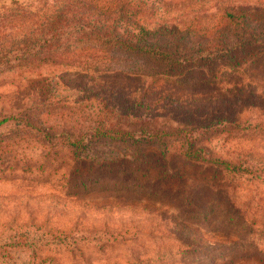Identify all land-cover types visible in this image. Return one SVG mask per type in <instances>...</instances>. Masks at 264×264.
Instances as JSON below:
<instances>
[{"label": "rangeland", "instance_id": "obj_1", "mask_svg": "<svg viewBox=\"0 0 264 264\" xmlns=\"http://www.w3.org/2000/svg\"><path fill=\"white\" fill-rule=\"evenodd\" d=\"M32 1L0 0V10ZM133 1L159 29L148 39L153 48L183 56H217L236 42L239 27L219 30L227 12L264 15V0ZM97 45L107 58L90 68L116 76L108 82L94 69L79 77L76 65L39 66L35 83L11 71L0 77L1 112L50 104V114L37 109L46 138L24 129L22 117L0 124V264H264V67L249 77L220 62L211 71L215 89L195 92L152 78L147 59ZM201 120L212 128L192 132L194 146L243 169L186 158L183 135L166 138L165 154L157 142L89 136L105 124L179 132L180 122ZM68 132L90 145H64Z\"/></svg>", "mask_w": 264, "mask_h": 264}, {"label": "trees", "instance_id": "obj_2", "mask_svg": "<svg viewBox=\"0 0 264 264\" xmlns=\"http://www.w3.org/2000/svg\"><path fill=\"white\" fill-rule=\"evenodd\" d=\"M142 13L141 3L133 0L15 2L0 10V77L11 71L18 75L24 74V76H28L30 82H33L32 80H36L34 77L41 76L40 72H36L41 68L39 66L69 67L76 65L80 68L79 71H76L79 77L88 76L89 70L94 69L93 72L97 74L98 78L108 82L109 78L116 76L105 74L104 71L97 68L98 66L90 68L91 65H100L98 61L107 58V53L97 43H110L116 48V51L124 49L129 52L122 54L126 57L136 56L142 61L147 59L155 68L153 72L149 73L152 78L157 80L174 79L178 88L191 86L195 92L198 90V86L204 87L200 90L215 89L211 85L218 82L215 80L218 76L211 71L220 62L224 67H228L230 71L234 72H239L244 67L249 71V77L254 76L255 70L264 67V48L255 51L256 47L253 46L257 44L264 47V15L261 18H254L250 12L236 10L227 12L225 16L229 18V22L222 23L219 30H225L227 27L231 32L234 27H239L237 41L229 44V48H226L225 51L221 50L217 56L218 51L214 54L208 51L205 54L183 56L176 55L165 48H153L154 44L150 43L148 39L159 29L148 27L141 19ZM232 35H235V32ZM84 41L93 43L87 45ZM117 54L120 55V53ZM137 74L136 72L135 75ZM139 75H143V73ZM122 76L128 78L129 75ZM200 81L203 84H199ZM40 95L43 96L44 93L41 92ZM50 97L47 95L43 101H50ZM138 104L140 107L143 106V104ZM49 105L42 102L40 108L20 110L21 107L17 108L16 106L10 111L2 110V112L0 111V124L7 122L10 118L22 117L24 129L40 132L42 130L40 136L46 138L43 132L45 127L41 126L43 122L40 124L38 122L39 112L37 109L40 110V114H50ZM140 119L141 117L138 118V120ZM195 121L180 122L179 125H176L179 132L170 131L169 127L166 129L157 128L154 124V127L149 125L147 128L145 123L141 126L139 124L136 131L133 132L105 124L101 128L100 126L94 128L89 136L95 140L107 138L139 144L157 142L163 145L164 150L161 152L165 154L170 143V140L166 138L183 135L187 146L182 149V153L186 158L207 161L211 165L221 166L226 171L243 169L235 163L211 155L203 145L194 146L198 140L197 136H191V133L201 129L208 130L212 128L208 125L213 123H209V120H201L200 124H196ZM220 122L229 123L225 119ZM47 135L50 134L47 133ZM58 138L59 136L56 137V139ZM84 140H88L85 134L76 132L70 134L68 132L61 143L75 147L89 146L91 141ZM106 167L108 166L100 165L99 168L106 170ZM70 174H73V171H70ZM67 181L69 182V177ZM134 181L140 187H147V182ZM80 184H84L83 181Z\"/></svg>", "mask_w": 264, "mask_h": 264}]
</instances>
